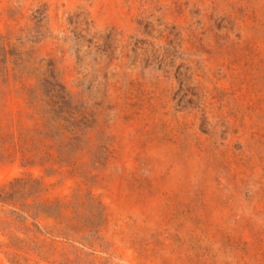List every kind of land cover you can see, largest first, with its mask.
Wrapping results in <instances>:
<instances>
[{"label":"rangeland","instance_id":"obj_1","mask_svg":"<svg viewBox=\"0 0 264 264\" xmlns=\"http://www.w3.org/2000/svg\"><path fill=\"white\" fill-rule=\"evenodd\" d=\"M1 39L95 119L0 77V264H264V0H0Z\"/></svg>","mask_w":264,"mask_h":264},{"label":"trees","instance_id":"obj_2","mask_svg":"<svg viewBox=\"0 0 264 264\" xmlns=\"http://www.w3.org/2000/svg\"><path fill=\"white\" fill-rule=\"evenodd\" d=\"M32 53H26L19 47L0 40V77H8L10 71L14 76H34L38 81L39 94L35 98L44 107V115L53 121L51 127L59 132L69 134V148L83 141L86 133L94 126V115L87 114L84 110L76 108L61 83L52 61L41 60L38 66H30ZM11 65H13L11 67ZM75 150L69 149L68 154ZM63 153V152H62Z\"/></svg>","mask_w":264,"mask_h":264}]
</instances>
